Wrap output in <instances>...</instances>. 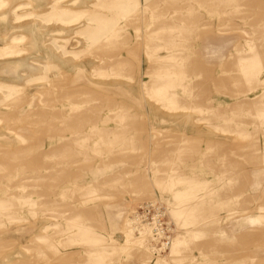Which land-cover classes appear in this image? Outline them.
I'll return each mask as SVG.
<instances>
[{"label": "rangeland", "instance_id": "obj_1", "mask_svg": "<svg viewBox=\"0 0 264 264\" xmlns=\"http://www.w3.org/2000/svg\"><path fill=\"white\" fill-rule=\"evenodd\" d=\"M0 264H264V0H0Z\"/></svg>", "mask_w": 264, "mask_h": 264}, {"label": "built area", "instance_id": "obj_2", "mask_svg": "<svg viewBox=\"0 0 264 264\" xmlns=\"http://www.w3.org/2000/svg\"><path fill=\"white\" fill-rule=\"evenodd\" d=\"M152 202H146L141 207L140 212H138L137 217L142 222L151 226V231L154 236H159L163 245H167L171 240V228L165 226V221L163 220V212L158 208H154ZM150 228V227H149Z\"/></svg>", "mask_w": 264, "mask_h": 264}]
</instances>
